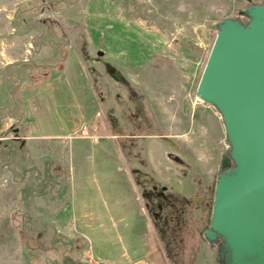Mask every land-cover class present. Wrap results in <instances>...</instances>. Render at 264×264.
I'll use <instances>...</instances> for the list:
<instances>
[{
  "label": "rangeland",
  "instance_id": "rangeland-1",
  "mask_svg": "<svg viewBox=\"0 0 264 264\" xmlns=\"http://www.w3.org/2000/svg\"><path fill=\"white\" fill-rule=\"evenodd\" d=\"M254 3L264 0H0V195L70 194L60 183L83 180L97 213L90 244L125 242L130 254L147 242L165 264H222L203 231L221 161H233L220 113L196 87L220 24H246ZM194 192L180 215L177 193ZM152 197L170 213L146 205ZM19 233L26 247L45 239Z\"/></svg>",
  "mask_w": 264,
  "mask_h": 264
},
{
  "label": "water",
  "instance_id": "water-1",
  "mask_svg": "<svg viewBox=\"0 0 264 264\" xmlns=\"http://www.w3.org/2000/svg\"><path fill=\"white\" fill-rule=\"evenodd\" d=\"M246 24L226 18L215 35L196 96L220 113L229 167L215 182L209 228L232 250V264H264V4L247 8Z\"/></svg>",
  "mask_w": 264,
  "mask_h": 264
},
{
  "label": "crops",
  "instance_id": "crops-1",
  "mask_svg": "<svg viewBox=\"0 0 264 264\" xmlns=\"http://www.w3.org/2000/svg\"><path fill=\"white\" fill-rule=\"evenodd\" d=\"M63 183L70 184V194L38 193L29 195L27 199L24 194L13 192L0 195L3 196V204H0V238H2L0 239V251L5 250L3 253L0 252V264H38L34 263V258L38 257H41L42 264H64L67 259L70 262L83 264L82 259L87 250L91 252L98 264L105 262L109 264H165L167 253L162 249L163 247H151L147 242L130 247L133 250L130 254L125 252L128 249V243L125 242H114L113 245L105 242V245H97V247L92 242L90 244L86 232L95 231L86 230L84 227L94 226L97 213L92 212L93 205H86L88 199L84 195V181L72 177L60 184L63 185ZM160 188L166 193L170 192L168 185L161 184ZM195 192L191 196L177 193L180 200L178 209L180 215H187L188 208L193 207L190 205ZM158 199V197H152L151 202L147 200L146 205L154 210L158 209V214H160L159 210L170 213L173 207L169 204L170 202L160 203ZM201 200L202 198L197 202L200 203ZM25 201H28L27 209L23 204ZM21 211L24 216L28 217L27 223L15 225L12 216ZM90 216L94 218L92 223L87 220ZM26 226L30 232L45 239L39 240L38 238L28 243L26 247V243L16 235L22 227ZM6 233L12 234L9 240L5 239ZM61 234L68 235V240H62ZM84 237L88 242H85ZM6 242H8L7 247H5ZM15 249L17 253L14 252ZM20 257L25 260L22 261Z\"/></svg>",
  "mask_w": 264,
  "mask_h": 264
},
{
  "label": "flooded vegetation",
  "instance_id": "flooded-vegetation-1",
  "mask_svg": "<svg viewBox=\"0 0 264 264\" xmlns=\"http://www.w3.org/2000/svg\"><path fill=\"white\" fill-rule=\"evenodd\" d=\"M157 194L159 195V197H166V195L168 193H166L164 191V189L160 188V191H158ZM151 195L152 194H149V192H147V196H151ZM205 231H206V229L203 231V234H204ZM205 241L209 245L208 246L209 249H210V247H213V246H215L216 249H217V247L221 248L222 255H223V262H222V264H232L233 259H232V250H231V247H230V245L228 243H226L222 239V237L220 235H217L216 239L214 241H212V243H209L207 240H205ZM213 242L216 243V244H214Z\"/></svg>",
  "mask_w": 264,
  "mask_h": 264
},
{
  "label": "built area",
  "instance_id": "built-area-1",
  "mask_svg": "<svg viewBox=\"0 0 264 264\" xmlns=\"http://www.w3.org/2000/svg\"><path fill=\"white\" fill-rule=\"evenodd\" d=\"M89 264H96V263L91 261V262H89Z\"/></svg>",
  "mask_w": 264,
  "mask_h": 264
},
{
  "label": "trees",
  "instance_id": "trees-1",
  "mask_svg": "<svg viewBox=\"0 0 264 264\" xmlns=\"http://www.w3.org/2000/svg\"><path fill=\"white\" fill-rule=\"evenodd\" d=\"M256 3H254V5H255Z\"/></svg>",
  "mask_w": 264,
  "mask_h": 264
}]
</instances>
